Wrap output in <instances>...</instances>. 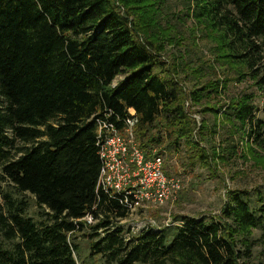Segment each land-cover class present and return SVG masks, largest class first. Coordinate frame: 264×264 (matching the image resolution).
<instances>
[{"label": "trees", "instance_id": "trees-1", "mask_svg": "<svg viewBox=\"0 0 264 264\" xmlns=\"http://www.w3.org/2000/svg\"><path fill=\"white\" fill-rule=\"evenodd\" d=\"M173 1L182 9L170 18ZM206 39L212 59L194 61L191 47L202 54ZM246 77L264 99V0H0V170L13 188L0 202V264H264L261 192H228L217 218L176 217L133 234L119 197L98 188L96 121L106 115L120 127L136 113L148 159L184 144L206 168L235 155L232 133L223 150L205 145L210 127L197 126L188 101L259 141L255 93L210 105ZM163 170L171 177L165 160ZM24 194L40 219L28 216Z\"/></svg>", "mask_w": 264, "mask_h": 264}, {"label": "rangeland", "instance_id": "rangeland-1", "mask_svg": "<svg viewBox=\"0 0 264 264\" xmlns=\"http://www.w3.org/2000/svg\"><path fill=\"white\" fill-rule=\"evenodd\" d=\"M180 9L182 8L178 5V2H171L168 8L171 14L169 17H174V13H177ZM187 25L190 26V23H187ZM198 44L199 49L203 51L202 54L194 47H191V55H195L197 58H190L194 59V61L201 57L206 61L212 59V54L209 51L211 43L206 39L202 42L198 41ZM176 51L178 50L172 49V57L176 55ZM165 57L171 60L170 56L166 55ZM197 82V80L193 82L190 79L186 82L184 81L183 84L190 91ZM244 93H255L257 95L256 105L260 109L262 108L264 102L262 94L255 89L254 83L247 77L242 82L234 80L229 84L226 94L223 93L219 99L211 100L210 105L217 107V105L227 103L229 99ZM217 101H221L220 104H217ZM187 108L192 112L199 128L203 123V119L208 122L210 134L208 135L209 141L205 144L208 148L216 147L218 149L220 147L219 149L223 150L228 144L226 140L230 135L234 134V145L237 147L234 150L236 153L234 155L233 151H231L224 156L219 154L214 166L206 168L195 164V153L189 151L185 144L180 153L174 151L165 152L164 147H162L165 152L166 172L170 174V178L180 182L181 190L177 194L176 199L169 201L167 205L163 207L150 206L144 211H140L135 217H131L121 223L126 228L133 229L136 234L140 231L139 228L141 229L143 226L161 229V227L171 225L176 217L217 218L220 216L221 209L226 202L227 193L233 190L247 191L253 196L252 199H257V192L264 194V131H262L263 136L259 141L247 142V135L242 131L236 132L230 129L229 122L227 123L223 120V117H217L213 113L199 114L200 107L194 106L191 101L187 102ZM257 118L263 123L264 130V112H258ZM215 120L217 126L214 124ZM22 146V143L17 141L16 147L12 151L15 153L18 151L17 148ZM217 152L219 153V150ZM222 157H224V160H222ZM10 191H13V188L3 178L0 170V202L2 201L3 193ZM20 198L30 201L27 211L28 216L35 220L40 219L41 211L33 202L34 199L29 194L20 195ZM86 235L88 234L86 233ZM259 236L260 233L255 232L254 239ZM76 243L79 244L81 259L88 262L90 240L87 236L80 234ZM259 244L255 250V255H258L260 249H262ZM81 259L79 258L80 263L82 262Z\"/></svg>", "mask_w": 264, "mask_h": 264}, {"label": "built area", "instance_id": "built-area-1", "mask_svg": "<svg viewBox=\"0 0 264 264\" xmlns=\"http://www.w3.org/2000/svg\"><path fill=\"white\" fill-rule=\"evenodd\" d=\"M107 116L96 121L97 146L102 163L98 188L111 198L119 197L121 204L128 210L127 219L150 206L163 207L176 199L181 185L178 180L166 176L163 158L153 153L152 158L148 159L138 146L135 135L138 123L136 113L130 110L129 117L118 118L120 127ZM84 221L88 225L95 223L90 215ZM149 227L139 228L137 234ZM131 231L136 234L133 229Z\"/></svg>", "mask_w": 264, "mask_h": 264}]
</instances>
